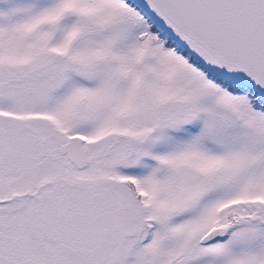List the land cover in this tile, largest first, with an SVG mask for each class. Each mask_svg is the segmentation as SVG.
<instances>
[{"label": "snow or ice", "instance_id": "1", "mask_svg": "<svg viewBox=\"0 0 264 264\" xmlns=\"http://www.w3.org/2000/svg\"><path fill=\"white\" fill-rule=\"evenodd\" d=\"M0 264H264V0H0Z\"/></svg>", "mask_w": 264, "mask_h": 264}]
</instances>
